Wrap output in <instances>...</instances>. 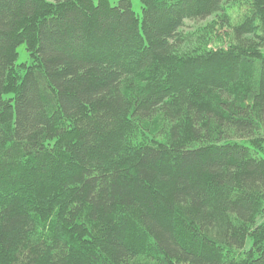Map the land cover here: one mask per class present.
<instances>
[{
	"label": "trees",
	"instance_id": "trees-1",
	"mask_svg": "<svg viewBox=\"0 0 264 264\" xmlns=\"http://www.w3.org/2000/svg\"><path fill=\"white\" fill-rule=\"evenodd\" d=\"M140 2L0 0V264H264V0Z\"/></svg>",
	"mask_w": 264,
	"mask_h": 264
},
{
	"label": "rangeland",
	"instance_id": "rangeland-1",
	"mask_svg": "<svg viewBox=\"0 0 264 264\" xmlns=\"http://www.w3.org/2000/svg\"><path fill=\"white\" fill-rule=\"evenodd\" d=\"M109 1H110L111 5H116V4H118V2L120 0H109ZM131 1H132V5H133L134 11L138 15L142 16V4H141L140 0H131ZM240 11L241 10H239L238 8L237 9L236 8L235 9H229V13H230V16H231L230 22H232V21L234 22L236 17L240 15V13H241ZM198 24H200V23H198ZM198 24H196L192 20H187L185 27L187 29H189V28H193L194 26H196ZM229 26H230L229 24H226L224 29H227ZM217 31L215 32L217 34V36H218L217 39H216L217 41L214 43L215 47L217 45H225V43H226V34L228 32V31H224L223 29L221 30L220 33H218ZM18 51H19V60L18 61L19 62L28 61L29 57H28V53H27V51L25 49V45L19 46Z\"/></svg>",
	"mask_w": 264,
	"mask_h": 264
}]
</instances>
